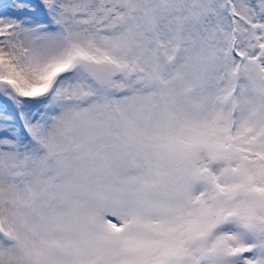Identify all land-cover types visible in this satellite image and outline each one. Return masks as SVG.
<instances>
[{"label": "snow or ice", "instance_id": "obj_1", "mask_svg": "<svg viewBox=\"0 0 264 264\" xmlns=\"http://www.w3.org/2000/svg\"><path fill=\"white\" fill-rule=\"evenodd\" d=\"M0 264H264V0H0Z\"/></svg>", "mask_w": 264, "mask_h": 264}]
</instances>
